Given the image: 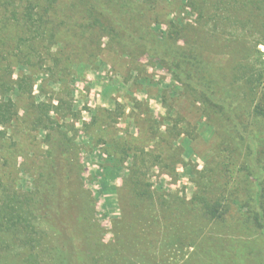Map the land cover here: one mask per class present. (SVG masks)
I'll return each mask as SVG.
<instances>
[{
  "label": "rangeland",
  "instance_id": "374dc122",
  "mask_svg": "<svg viewBox=\"0 0 264 264\" xmlns=\"http://www.w3.org/2000/svg\"><path fill=\"white\" fill-rule=\"evenodd\" d=\"M160 10L166 15L164 21L196 26L197 14L187 0H163ZM163 25L152 28L164 34ZM200 34L210 41L205 28ZM189 35L184 28L180 38ZM183 42L180 39L178 46ZM259 50L264 62V47ZM212 53L223 66L230 57L217 48ZM74 59L69 60L73 64L66 76H55L56 81L47 83L42 92L51 77L49 60L37 64L35 72L25 59L12 69L14 80L20 73H33L30 97L52 106L42 115L45 121L36 124L38 114L23 108L30 97L18 99L19 119L0 126L5 132L0 157L11 152L15 163L11 186L21 200L39 188L41 163L62 133L73 138L70 160L75 175L70 178L69 165H61L65 185L56 204L65 205L68 212L57 215L58 222L46 220L37 208L0 221V264H50L43 249L68 253L70 264H258L242 250L248 234L240 232L237 214L232 213L238 212L235 204L222 225L185 234L189 239L184 244L172 241L179 233L175 198L188 201L198 191L197 175L206 172L212 177L224 158L218 154L222 147L216 128L184 95L160 57L105 49L88 62ZM66 89L70 95L64 93ZM15 95L11 97L16 100ZM61 101L71 106V112ZM132 173L149 187L153 204L132 205L125 194V180ZM213 180L220 181L215 176ZM227 184L228 189L234 186ZM147 207L154 221L136 220L133 213ZM27 215L29 222L23 221ZM78 216L80 224L75 221ZM191 241L198 250L188 246Z\"/></svg>",
  "mask_w": 264,
  "mask_h": 264
},
{
  "label": "trees",
  "instance_id": "16d2710c",
  "mask_svg": "<svg viewBox=\"0 0 264 264\" xmlns=\"http://www.w3.org/2000/svg\"><path fill=\"white\" fill-rule=\"evenodd\" d=\"M162 1L0 0V126L18 120L17 100L31 96L33 73H20L12 79L13 67L23 64V59L33 72L37 64L50 61L51 77L44 82L42 92L47 83L56 81L55 76H66L73 64L69 62L71 57L76 62H88L105 49L159 56L184 95L199 105L206 122L216 128L218 146L222 147L218 154L224 158L213 174L220 181L200 173L194 181L198 191L188 201L175 198L180 234L172 241L184 244L189 239L185 234L203 231L210 224L222 225L235 204L238 212L232 213L237 214L240 232L248 234L242 250L252 261L264 264V62L259 50L264 47V0H187L197 14L195 27L164 21L165 13H158ZM160 24H164V34L152 28ZM184 28L191 35L180 38ZM201 28L206 29L210 41L201 37ZM180 39L184 40L182 46H178ZM214 48L230 54L224 66L215 59ZM48 92L54 93L51 89ZM64 93L70 95L67 89ZM25 105L24 110L38 114L34 115L36 124L45 121L42 115L48 111L46 107L52 106L36 103L32 97ZM61 105L71 112L68 103L61 101ZM96 121L93 116L91 122ZM4 134L0 131V146ZM52 147L41 163L39 188L22 200L11 186L15 164L12 153L0 157L1 222L36 208L51 222L68 212L65 205L56 203L61 202L60 190L65 185L61 165H69L70 178L75 175L70 160L73 138L62 133ZM135 176L132 173L125 180L126 196L134 206L153 204V193ZM203 178L205 185L201 184ZM227 183L234 186L228 189ZM133 214L136 220L154 221L148 207ZM75 218L79 223V216ZM29 219L27 215L23 221ZM164 229L168 230V225ZM188 246L198 250L194 241ZM42 252L48 255L50 264H70V255L64 251Z\"/></svg>",
  "mask_w": 264,
  "mask_h": 264
}]
</instances>
